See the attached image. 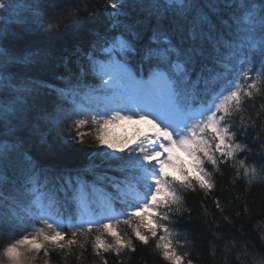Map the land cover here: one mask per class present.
I'll list each match as a JSON object with an SVG mask.
<instances>
[{"label": "snow or ice", "instance_id": "6c2138e0", "mask_svg": "<svg viewBox=\"0 0 264 264\" xmlns=\"http://www.w3.org/2000/svg\"><path fill=\"white\" fill-rule=\"evenodd\" d=\"M83 8L95 16L88 0ZM104 13L106 30L82 53L87 65L73 71L65 62L67 75L57 77L65 83L57 88L18 70L39 63L46 49L21 54L13 41L48 33L46 20L65 14L73 27L86 23L80 5L0 0V239L9 241L0 255L7 264H32L41 251L49 257L59 250L66 259L74 246L81 259L89 237L101 264H108V253L117 259L135 253L137 241H155L168 264H193L174 242L179 218L185 212L192 218L185 194L210 195L221 165L234 169L233 185L264 182V140L254 151L237 139L239 133L259 140L250 133L257 121L264 131V103H256L264 100V0H108ZM44 89L54 93L51 103ZM122 122L137 126L132 135L115 133ZM89 137L97 151L87 167L50 164L53 140L58 158H67L86 151L75 145ZM41 148L47 150L37 156ZM240 153L253 162L238 160ZM105 183L111 193L90 197ZM213 202L224 211L220 199Z\"/></svg>", "mask_w": 264, "mask_h": 264}, {"label": "trees", "instance_id": "16d2710c", "mask_svg": "<svg viewBox=\"0 0 264 264\" xmlns=\"http://www.w3.org/2000/svg\"><path fill=\"white\" fill-rule=\"evenodd\" d=\"M73 2L80 5V11L86 18V23L73 27V17L65 14L58 20H46L48 33L30 32L15 38L13 41L15 50L21 54L36 47L46 49V55L39 63L19 66L18 70L22 75L30 79L45 81L59 88L64 85L65 81L57 77L62 74L67 75L65 62H69L68 67L73 71L87 65V60L82 53L92 49V41L96 32L106 30L107 19L104 9L108 0H88L89 10L95 13V16L91 18H88L87 13L84 12L83 0H73ZM18 15L19 9L15 7L13 18ZM57 26L61 32L59 35L55 34ZM146 71L147 69H144V72ZM86 79L88 83L99 84V80L91 75H87ZM42 94L49 97V103L56 99L49 89L42 90ZM256 103L259 107L264 100L258 97ZM66 107L71 109V103L69 102ZM247 114H252V110L249 109ZM67 123L71 124L72 121L69 120ZM259 124L260 122L257 121L258 127L255 130L250 129V133H259V140L253 139L252 134L246 140L241 139L239 133L237 136L239 142L248 144L254 151L259 146L260 140H264V131L260 130ZM60 131L66 135L67 125L62 126ZM93 138H87L84 145H75L76 149H86V151L76 152L67 158H58L57 154L61 149L58 142L53 140L50 164L68 170L84 169L90 163L91 153L97 151L91 144ZM46 150V148L34 149L37 156ZM245 156L249 157L247 163L253 162L249 153H240L237 159H244ZM95 159L99 163V158ZM206 167L209 171H213L211 166L206 165ZM99 171L103 172L104 169ZM108 174L118 175L111 172ZM213 174L217 180V188L210 195H205L199 189L195 193L185 194L186 206L192 210V218L189 220L188 213L185 212L175 224L179 232V236L174 237L177 251L181 254L189 253L188 258L193 260V264H264V182H254L248 187L243 180H238L233 185L234 169L228 165H221V172ZM88 179L91 180V177ZM97 187L102 191L96 194L90 193V197L112 192L111 187L106 183L98 184ZM60 195L63 198V194ZM217 198L224 207L223 212L217 209L213 202ZM228 200L232 202L228 203ZM122 229L125 232L129 231L124 226ZM66 231L70 237L71 230L66 229ZM214 233L216 235H213ZM185 238H187V243H185ZM80 239L83 242V239ZM8 242V240L0 239V252ZM136 244L135 253L124 254L119 259L113 253L106 254L108 264H120V261L123 264H168L155 249V241H151L147 246L138 241ZM225 245L231 251H225ZM86 247L87 251L83 252L81 259H77L81 249L74 246L71 255H68L66 259L63 258L64 253L59 250L52 251L49 257H45L41 251L32 264H45L46 261L49 264H101L100 259L93 254L91 237ZM0 264H7L6 258L2 255H0Z\"/></svg>", "mask_w": 264, "mask_h": 264}, {"label": "rangeland", "instance_id": "374dc122", "mask_svg": "<svg viewBox=\"0 0 264 264\" xmlns=\"http://www.w3.org/2000/svg\"><path fill=\"white\" fill-rule=\"evenodd\" d=\"M135 127H137V126H134L129 122H122L121 125L119 127H116L114 130H115V133L119 136H120V134H123V136H125V135L130 136L133 134ZM177 152L180 156L187 159V157L185 156V154L182 151L177 150ZM167 171L171 172L173 175L177 174L176 171L174 169H171V168L167 169ZM65 231H66V229H65Z\"/></svg>", "mask_w": 264, "mask_h": 264}, {"label": "flooded vegetation", "instance_id": "af4514ba", "mask_svg": "<svg viewBox=\"0 0 264 264\" xmlns=\"http://www.w3.org/2000/svg\"><path fill=\"white\" fill-rule=\"evenodd\" d=\"M16 6L14 5L13 9L15 8ZM13 9L10 11V16L13 17ZM11 22V21H10Z\"/></svg>", "mask_w": 264, "mask_h": 264}]
</instances>
